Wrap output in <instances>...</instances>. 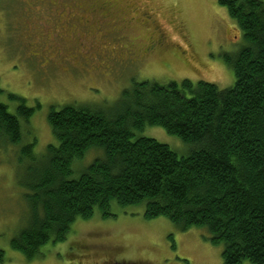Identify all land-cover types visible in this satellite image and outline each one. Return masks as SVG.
<instances>
[{"label": "trees", "instance_id": "1", "mask_svg": "<svg viewBox=\"0 0 264 264\" xmlns=\"http://www.w3.org/2000/svg\"><path fill=\"white\" fill-rule=\"evenodd\" d=\"M218 3L244 40L222 55L231 87L146 80L124 89L111 111L52 108L47 122L55 144L41 156L35 140L22 144L35 108L14 95L15 113L0 103V146L19 148L17 185L27 205L24 224L3 248L38 259L78 219L142 208L145 219L164 217L180 232L204 230L222 245L223 264H264V2ZM146 127L177 137L188 153L141 136Z\"/></svg>", "mask_w": 264, "mask_h": 264}, {"label": "rangeland", "instance_id": "2", "mask_svg": "<svg viewBox=\"0 0 264 264\" xmlns=\"http://www.w3.org/2000/svg\"><path fill=\"white\" fill-rule=\"evenodd\" d=\"M108 1L113 7L106 19L121 23L118 28L124 32L120 34L131 40L129 44L135 51L143 49L155 30L165 38L162 50L154 53L145 67L118 63L109 70L95 71L58 63V60L48 65L47 57L38 55L42 50L37 44L39 41L45 44L46 35L39 21L47 5L37 4L36 0H0V103L15 113L17 103L10 99L14 95L25 100L27 107L35 108L28 125L22 126V144L35 140L36 155H43L47 145L55 144L47 122L52 108L87 105L111 111L124 89L133 82L146 80L167 84L187 79L193 83H212L220 89L234 84L233 72L222 55L235 53L244 45V40L218 0H127L137 10L140 8L138 13L142 14L135 13L142 25L134 22L129 28L125 21L127 6L114 7L125 0ZM67 38L55 40L56 44L61 47ZM90 40L94 44L101 42L98 37ZM140 135L167 145L179 156L189 151L180 139L159 127H146ZM1 145L0 247H6L24 224L27 205L23 190L17 185L19 148ZM93 155L84 159L89 160ZM112 213L115 217L103 219L95 213L90 220L73 222L63 242L41 249L44 255L38 264L76 261L103 264L104 260L137 264H223L222 245L212 244L204 230L191 228L180 232L164 217L145 219L142 208L124 211L113 208ZM10 254L13 264H22L18 254Z\"/></svg>", "mask_w": 264, "mask_h": 264}, {"label": "flooded vegetation", "instance_id": "3", "mask_svg": "<svg viewBox=\"0 0 264 264\" xmlns=\"http://www.w3.org/2000/svg\"><path fill=\"white\" fill-rule=\"evenodd\" d=\"M66 1L68 0H36V2H38L37 4L45 3L47 5V7H44L45 11L41 16L42 21H39L46 35L45 38H43L45 44H41L40 41L37 42V44L42 50L38 55L47 57L48 65H51V61L55 63V61L58 60V63L60 61V63L68 64L72 67H74L72 64H75L79 65L81 68H90L95 71L109 70L118 63L121 65L145 67L147 65L146 61H148L154 53L157 54L160 52L162 50L161 48L165 45V38L155 30L153 36L150 37L142 50L135 51L132 49L133 46L129 44L131 40H129L127 36L124 37L123 34H120L124 32L122 29L118 28V26H121V23L106 19L108 11L113 7V4L109 3L108 0L102 2L101 0H92L87 3H81L79 0ZM125 3H129L130 5ZM34 4L31 3V5ZM121 4L127 6L128 15L126 14L125 20L127 27L129 28L134 22L142 25V21L138 19L136 15H142L138 13L141 9L139 8L137 10L133 6L134 4L127 0L117 3V5L114 4V7L121 6ZM29 11H31V9H29ZM64 16L67 18L64 19ZM51 17L53 19H51ZM144 19L148 20V17L145 16ZM50 29L52 31L47 34ZM49 37H51V39ZM63 37H68V43L65 42L60 45L61 47H66L64 50L59 47L55 41H60ZM96 37L101 41L99 44H94L90 40ZM106 40H109L114 46H109V42ZM181 54L180 52V55ZM109 74H111L110 71ZM10 253L13 252L0 247V264L14 263V259ZM20 259L22 264H38L42 261L41 258L28 261L21 255ZM72 263L85 264L78 261ZM103 264L137 263H128L127 261L111 262L104 260Z\"/></svg>", "mask_w": 264, "mask_h": 264}]
</instances>
